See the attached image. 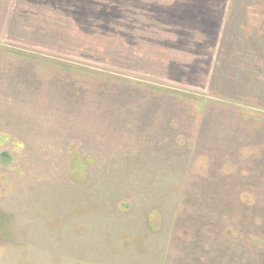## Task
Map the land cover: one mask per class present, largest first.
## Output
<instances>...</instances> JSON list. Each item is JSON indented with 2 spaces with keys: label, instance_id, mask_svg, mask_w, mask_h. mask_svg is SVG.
Instances as JSON below:
<instances>
[{
  "label": "rangeland",
  "instance_id": "rangeland-1",
  "mask_svg": "<svg viewBox=\"0 0 264 264\" xmlns=\"http://www.w3.org/2000/svg\"><path fill=\"white\" fill-rule=\"evenodd\" d=\"M0 264H264V0H0Z\"/></svg>",
  "mask_w": 264,
  "mask_h": 264
}]
</instances>
